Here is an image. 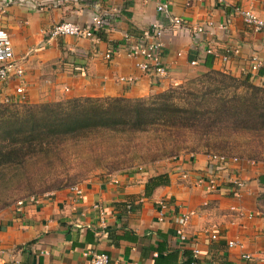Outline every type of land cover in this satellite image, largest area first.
I'll return each mask as SVG.
<instances>
[{"label":"crops","instance_id":"crops-1","mask_svg":"<svg viewBox=\"0 0 264 264\" xmlns=\"http://www.w3.org/2000/svg\"><path fill=\"white\" fill-rule=\"evenodd\" d=\"M227 1L264 20V0ZM159 3L168 6L165 12L157 10ZM102 9L115 11L109 25L94 30L97 36L100 33L97 41L49 38L55 24L70 21L88 26ZM173 16L183 18L184 26L173 28ZM208 20L212 25L193 35L192 25ZM153 24L164 29V78L141 71L122 50L110 60L104 58L111 45L120 47L125 33L140 35ZM0 28L9 34L24 69L21 78L0 80V101H18L19 86L24 87L27 103L144 97L209 69L235 77L249 74L253 83L264 86V30L255 31L216 0H24L7 7ZM255 57L261 62L257 71L251 70ZM191 60L197 63L190 64ZM120 77L134 80L125 83ZM207 166L205 153L182 154L144 169L95 173L78 183L79 199L67 187L38 195L35 203L4 208L0 264H87L90 251L106 253L116 264H264V162L230 163L218 170L216 192L195 181ZM182 171L190 173L188 179L181 178ZM158 174L167 175V183L147 195L148 179ZM235 177L245 181L239 197L225 190ZM162 199L170 208L160 221L157 202ZM95 204L104 209V228ZM186 210L193 214L181 240L175 217ZM229 241L234 242L232 247Z\"/></svg>","mask_w":264,"mask_h":264},{"label":"trees","instance_id":"trees-1","mask_svg":"<svg viewBox=\"0 0 264 264\" xmlns=\"http://www.w3.org/2000/svg\"><path fill=\"white\" fill-rule=\"evenodd\" d=\"M240 145L249 155L239 157L264 162V86L249 74L209 69L144 97L0 102V210L97 170L123 171L185 152L233 155ZM166 183L167 175L152 176L145 192Z\"/></svg>","mask_w":264,"mask_h":264},{"label":"built area","instance_id":"built-area-1","mask_svg":"<svg viewBox=\"0 0 264 264\" xmlns=\"http://www.w3.org/2000/svg\"><path fill=\"white\" fill-rule=\"evenodd\" d=\"M24 0H0V18L4 14L7 7L11 4H21ZM217 4L229 8L232 13L241 16L245 24L250 26L255 31L264 30V20L258 17L252 10L242 8L238 5H231L227 0H216ZM43 6V5H42ZM168 6L165 3H159L157 5V10L165 12ZM42 9V8H41ZM115 9H102L98 13L92 16L90 25L83 26L76 22L70 21H61L55 24L48 32L49 38H55L58 36H73L77 38H87L92 41H97L99 37L95 34V29H101L109 25V19L113 14ZM170 23L173 28H180L184 26L185 21L179 16H173L170 19ZM212 25V22L208 20L206 23L194 24L192 25L191 31L193 35H201L206 31V29ZM164 29L157 25L153 24L151 27L144 30L143 35L135 37L128 33L123 35V40L119 48L111 45L105 52L104 58L110 60L113 55L119 53L121 50L125 53L126 56L135 59V65L141 71L147 73L154 78H164L167 75V71L162 62L161 52L163 49L162 36ZM211 52V50H207ZM223 60H227V57H222ZM196 60H191L190 64H196ZM261 62L255 57L251 65V70L257 71ZM24 69L22 61L17 59L12 42L9 34L6 30L0 28V80L6 81L12 78H21L23 76ZM120 81L125 83H130L134 80L132 77H120ZM264 83V75L262 77ZM16 93L19 96L18 101L14 102H25V90L23 86L16 88ZM0 102H11V101H0ZM194 155V153H191ZM208 159L207 172L205 174L195 175V181L197 183L205 182L207 189L210 192H216L218 190V170L224 169L228 164H241L242 162L255 164L256 162L253 159L242 158L236 155H225L219 153H208L206 154ZM182 179H188L190 173L188 171H182L180 173ZM245 187V181L239 177L230 178L228 180V186L226 187V193L233 196L239 197L243 188ZM71 191L75 194L76 198L82 197V190L79 185H73L69 187ZM38 196H29L25 199H20L16 202V205H22L25 201L37 202ZM158 204V219L160 221L164 220L166 213L169 210V204L166 200L162 199L157 202ZM130 207V205H128ZM94 208L98 210L100 216V225L101 228L106 227L104 209L101 206L95 204ZM192 211L186 210L181 211L176 215V222L178 227L176 228V233L179 236V239L185 240V226L189 222ZM234 242L229 241L228 246L232 247ZM193 256L197 257L199 251L195 249ZM87 264H116L109 255L106 253H98L95 251H90L86 253ZM244 258L248 259L249 255H244Z\"/></svg>","mask_w":264,"mask_h":264},{"label":"rangeland","instance_id":"rangeland-1","mask_svg":"<svg viewBox=\"0 0 264 264\" xmlns=\"http://www.w3.org/2000/svg\"><path fill=\"white\" fill-rule=\"evenodd\" d=\"M200 73H202V72H193V73H191L190 75H188V76H186L185 77V79H182L180 82H178V83H175L174 85H176V84H181V83H186V82H188V80L189 79H191V78H193V77H196V76H198ZM246 146V145H245ZM210 153H217V152H210ZM229 153L230 154H233V155H244V156H247V155H249L247 152H244L243 151V149H242V147H241V145L240 146H234V147H232L230 150H229ZM182 154H187L186 152L185 153H182ZM182 154H180V155H182ZM179 155V156H180ZM162 160H166V159H162ZM159 161H161V160H159ZM157 162V161H156ZM155 163V162H154ZM154 163H147V164H138L137 165V163H136V166H134L133 168H140V169H144V168H146V167H148L149 165H152V164H154ZM118 172H120V171H118ZM95 173H106L105 171H101V170H97V171H95L93 174H95ZM92 174V175H93ZM108 174V173H107ZM1 211V210H0Z\"/></svg>","mask_w":264,"mask_h":264}]
</instances>
